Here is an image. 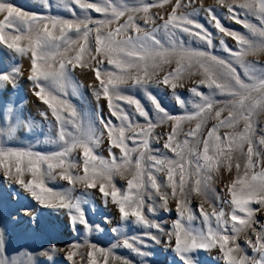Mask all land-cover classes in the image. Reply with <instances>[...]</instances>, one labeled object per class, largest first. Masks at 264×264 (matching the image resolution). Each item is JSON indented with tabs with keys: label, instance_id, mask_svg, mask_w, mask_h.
<instances>
[{
	"label": "snow or ice",
	"instance_id": "1",
	"mask_svg": "<svg viewBox=\"0 0 264 264\" xmlns=\"http://www.w3.org/2000/svg\"><path fill=\"white\" fill-rule=\"evenodd\" d=\"M41 2L50 7L48 0ZM216 2L249 35L224 27L215 8L205 6L204 0H175L167 19L160 16L163 23L152 28L146 26L156 25L157 17L150 10L172 0H139L134 4L124 0H60L73 19L30 13L10 0H0V45L29 59L27 80L33 94L47 106L58 125L52 140L58 146L54 152L0 146L3 178L29 192L42 206L65 210L72 226L81 225L87 232L103 228L89 222L83 207L88 193L74 195L75 186L98 189L105 204L110 200L117 206L122 221L148 230L139 236H128L112 229L121 237L115 246L139 256L150 255L142 250L147 247L143 237L160 244L162 234L167 237L164 243L173 248L181 264H198L194 253L216 248L221 253L218 258L225 264H264V223L255 219V214L264 210V127H257L264 118V64L247 59L264 56V0ZM73 5L80 10L79 15ZM185 8L191 11H182ZM239 10H244V19ZM91 12L100 18H94ZM201 12L220 33L236 42L233 49L220 39L231 59L210 50L186 47L178 38L184 33L198 38L207 49L214 48L212 34L196 18ZM248 16L255 17L259 26ZM123 17L126 19L120 23ZM137 17L143 20V26L137 23ZM113 24L117 25L114 29L110 27ZM161 31L167 36V43L158 38ZM173 60L175 66L157 78L158 70ZM237 66L243 70L244 78ZM76 68H91L97 82L94 95L107 102L108 116H83L67 99L69 94L75 96L78 92L79 85L72 76ZM21 75L19 65L0 71V89H15ZM186 75L201 77L197 86L189 89L199 98L193 102L192 110L176 92L184 86ZM150 83L170 88L184 113L173 115L164 108L149 92ZM201 85L209 90L207 94L199 90ZM125 88L143 90L153 106L152 113ZM217 96L224 99H216ZM13 112L14 106L9 105L2 113L0 129L9 136L16 130V123L11 122ZM42 115L47 118L48 113ZM209 119L216 123L204 135L202 128ZM189 122H195L194 127L185 131L183 125ZM165 124L170 126L166 139L155 134V129ZM221 129L231 131L221 134ZM105 135L111 159L95 152ZM161 140L172 156L154 154L160 149L152 144ZM113 149H118L119 155ZM77 151L79 161L73 157ZM78 167L83 174L74 173ZM233 167L235 175L221 189V196L212 188L214 173L222 168L232 172ZM160 173L164 174L163 180L158 179ZM116 176L126 180V189L114 183ZM56 179L66 181L70 189L56 191L48 187V182ZM193 195L201 198L195 211L191 207ZM213 196L228 205L230 212L226 213L223 207L218 209ZM170 200H175L178 218L166 230L147 214L155 215L158 208L171 211ZM253 204L259 208H253ZM196 220L203 227H195ZM104 222H109V218L104 217ZM249 231L246 244L252 249V256L238 243V238ZM3 245L0 233V264H16L2 255ZM79 247L74 243L66 252V259L73 264L77 251L71 249ZM57 251L63 249L52 245L50 252ZM50 252L42 254L54 264ZM97 254L102 257L100 264H131L95 244L88 252L90 264H98Z\"/></svg>",
	"mask_w": 264,
	"mask_h": 264
},
{
	"label": "rangeland",
	"instance_id": "2",
	"mask_svg": "<svg viewBox=\"0 0 264 264\" xmlns=\"http://www.w3.org/2000/svg\"><path fill=\"white\" fill-rule=\"evenodd\" d=\"M10 2L30 13L51 15L66 19L74 18L72 13L60 3V0H48L50 7H45L41 0H10ZM138 2L139 0H124V3L127 4ZM144 2L152 3V0H144ZM174 3L175 0H172V3L153 7L150 11L157 17V23L156 25H147L146 27L152 28L162 24L163 21L160 20L159 17L163 16L167 19ZM204 4L205 6H213L215 8L216 15L220 18L224 27L249 35L247 29L241 24H237L234 20L228 18L229 14L227 13V9L220 7L216 0H204ZM72 7L75 9L77 15H79L80 10L76 8L75 5ZM179 11L181 10H178V12ZM182 11L189 12L191 8H185L182 9ZM239 11L241 19H244V10ZM91 15L94 18H100L99 14L95 12H91ZM196 18L212 34L214 48L207 49L206 45L198 38L184 33H180L178 38L183 40L186 47L196 50H210L219 57L226 60L231 59L229 54L225 52L220 45V39L223 38L227 45L233 49H235L236 42L231 37L224 36L220 33L213 26V23L209 21L205 13L201 12ZM0 19H3V17L0 16ZM124 19H126V17L121 18L120 23H123ZM247 19L259 26V21L256 20L255 17L248 16ZM137 23L142 26L144 25L143 20L139 17H137ZM116 26V24H113L110 27L114 29ZM157 36L161 39L162 43H167V36L162 31L157 33ZM247 59L253 62L259 60L260 63L264 64V56H260L259 58L256 56H249ZM16 65H19L22 71V75L17 82V87L12 89L11 86H8L7 88L0 89V126L3 125L2 113L4 108L11 105L14 106L11 122L16 123V130L9 136L3 129H0V146L11 147L18 150L31 149L45 154L54 152L58 150V146L52 143V140L56 136L58 125L51 116L47 106L33 94L32 84L27 80L30 70L29 59L27 57L16 56L11 50L0 45V71L10 70ZM174 66V60L170 65H163L162 68L158 70L157 78L163 77V75ZM237 70L241 73L242 78H244L243 70L240 69L239 66H237ZM72 76L74 78V83L79 85V88L77 95L72 96L69 94L67 99L77 108L78 112L92 119L101 115L108 116L107 102L103 98L97 100L94 95L93 89L97 86V82L95 81L94 73L91 68H76ZM199 79H201L199 75H186L183 81L184 86L176 89V92L189 110H192L193 102L199 99L195 97L189 89L196 87V81ZM199 90L205 94L209 91L203 85L200 86ZM125 91L139 99L150 114L152 113L153 106L143 90L139 88H125ZM149 92H151L171 114L181 115L184 113L185 109L180 107L170 88L162 84L157 86L154 83H150ZM216 99L222 100L224 97L217 96ZM45 112L48 113L47 118L42 115V113ZM17 121L19 122L17 123ZM140 122L143 123L142 118ZM194 123L195 122L185 123L183 128L187 131L194 127ZM215 123L216 121L214 119H209L202 128L203 134L206 135L207 131ZM96 126L99 127L98 120L96 121ZM238 127H242V125ZM257 127L258 129L259 127H264V118L259 120ZM169 131L170 126L165 124L157 127L155 129V134L164 136L166 139ZM230 131L231 129H221V134ZM180 139H183V136H181ZM163 143L164 140H161L159 143L152 144L153 148L160 149L159 153L154 154L172 156L173 154L171 152L163 148ZM112 151L119 155L118 149H113ZM95 152L105 159H111L106 135L102 137L101 143L95 148ZM73 157L79 161V151L73 153ZM73 171L77 174H83L79 167L73 169ZM157 175L158 179H164L163 173ZM234 175V167L232 172H229L226 168H222L218 173H214L215 178L212 181V188L215 189V192L223 196L224 193L221 192V189L231 181ZM114 183L122 190L126 189L125 179L116 176L114 177ZM48 187L56 191H64L70 189L71 186L68 185L66 181L56 179L55 181H49ZM85 192L88 193V196L86 197L87 203L84 204L83 207L86 211L87 218L93 225H102V231L94 228L93 231L87 232L81 225L73 227L65 210L42 206L29 192L22 189L19 185L5 180L2 171H0V233L3 234L4 240L2 255L10 261L15 260L16 264H51L47 256L42 253L45 251L50 252L51 246L56 245L58 249H63V251L50 252V254L54 256V264H69L66 259V252L70 250V245L77 243L80 245L79 249H71L77 251V256L74 257V260H83L84 264H90L88 252L91 251L92 244L97 245L98 248L110 251L115 256L129 260L131 264H181L173 248L164 243L167 237L162 234L160 244H155L153 241L148 240L147 237H143L147 247L142 248V250L150 253L147 257L139 256L122 246L116 247L115 245L120 241L121 237L117 232L112 231L113 228H117L119 233L128 236H139L148 230L131 221H122L117 206L112 204L110 200L105 204L98 189L88 190L81 184L75 186L74 195L80 196ZM200 202V197H196L195 195L192 196L191 207L194 211ZM212 202L218 209L223 207L226 213L231 210L228 205L221 204L215 196L212 197ZM205 207L208 206L205 205ZM252 207L259 208V205L253 204ZM169 208L171 211L166 212L162 208H158L155 215H147L149 218L162 223V226L166 230H170L173 221L178 218L175 210V200H170ZM25 209L28 211L26 212ZM210 210L211 209H209V211ZM195 214L199 216L198 212ZM104 217H108L109 222H104ZM255 219L264 223V210L257 212L255 214ZM66 221H68V223ZM193 225L197 228L203 227L200 220L193 221ZM254 227L258 228L259 226L254 225ZM151 231L155 232V229ZM248 235H251L250 231L246 234H242L238 238V243L246 250L249 256H252L254 253L246 244ZM193 255L198 258V264H225L222 258H218L221 257L218 248L210 251L201 250ZM96 259L98 264H100L102 257L97 254Z\"/></svg>",
	"mask_w": 264,
	"mask_h": 264
},
{
	"label": "bare ground",
	"instance_id": "3",
	"mask_svg": "<svg viewBox=\"0 0 264 264\" xmlns=\"http://www.w3.org/2000/svg\"><path fill=\"white\" fill-rule=\"evenodd\" d=\"M64 221V220H63ZM67 223H68V221H66ZM72 232V231H71ZM68 263L70 264H73V262H71V261H68ZM76 264H84V261L83 260H78V261H76Z\"/></svg>",
	"mask_w": 264,
	"mask_h": 264
}]
</instances>
